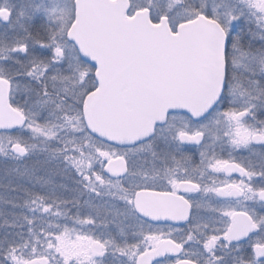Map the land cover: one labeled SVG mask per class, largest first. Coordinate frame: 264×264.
<instances>
[{"label":"snow or ice","instance_id":"obj_1","mask_svg":"<svg viewBox=\"0 0 264 264\" xmlns=\"http://www.w3.org/2000/svg\"><path fill=\"white\" fill-rule=\"evenodd\" d=\"M0 264H264V0H0Z\"/></svg>","mask_w":264,"mask_h":264}]
</instances>
